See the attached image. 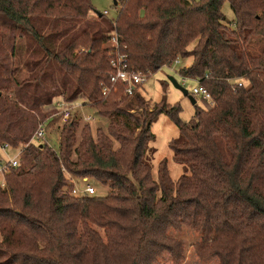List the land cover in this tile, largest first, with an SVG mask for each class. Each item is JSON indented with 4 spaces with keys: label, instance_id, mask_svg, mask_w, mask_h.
Returning a JSON list of instances; mask_svg holds the SVG:
<instances>
[{
    "label": "trees",
    "instance_id": "obj_1",
    "mask_svg": "<svg viewBox=\"0 0 264 264\" xmlns=\"http://www.w3.org/2000/svg\"><path fill=\"white\" fill-rule=\"evenodd\" d=\"M113 1L112 21L90 0H0V150H22L0 190V264H156L166 254L179 264L184 244L170 232L184 228L200 235V261L264 264V0ZM113 31L131 71L191 58L178 73L210 105L195 103L182 122L178 105L149 106L142 87L103 96ZM58 97L90 106L105 126L74 116L55 148L26 146ZM161 114L179 133L168 145L184 167L176 181L166 160L155 178L147 160ZM71 179L107 194L73 195ZM215 227L233 244L212 242Z\"/></svg>",
    "mask_w": 264,
    "mask_h": 264
},
{
    "label": "rangeland",
    "instance_id": "obj_2",
    "mask_svg": "<svg viewBox=\"0 0 264 264\" xmlns=\"http://www.w3.org/2000/svg\"><path fill=\"white\" fill-rule=\"evenodd\" d=\"M94 10L100 14L107 12L106 18L109 20H114L117 16L118 7L114 6L112 0H90ZM199 1V0H194ZM221 12L223 13L224 20L223 23L226 25H231L233 20V14L230 10L229 4L224 3L222 5ZM190 64L191 58L184 60L183 64ZM181 66L174 67H162L157 72L151 74L148 79V82L142 87V93L145 96L147 104L152 106L155 103L164 100L168 105H178L181 108L179 117L182 122H188L194 114L195 105L206 109L210 102H205L198 97L191 95V90L196 86L194 81L188 80L185 83L184 89L187 91L188 96H192L195 100V105L189 101L187 96L182 95V93L175 89L173 85L169 82V78H174L176 82L181 84V77L178 73V69ZM83 114H92L95 118V121L92 123V129L95 130L98 127H104L106 124L105 119H101L95 116L94 110L86 105L82 109L78 110ZM78 118V117H77ZM53 127V126H52ZM49 129L48 135V145L52 148L57 146L58 142V133L55 129ZM54 128V127H53ZM151 132L154 135V141L149 143V148L147 152V160L152 168V176L156 177L157 166L160 161L166 160L167 169L170 175V178L173 181H176L183 173V165L177 164L172 159V152L169 149V142L173 139L179 138V133L177 127L174 123L164 114L159 115L156 121L151 126ZM55 133V134H53ZM17 149H7L0 150V156L4 159H9L13 157L17 152ZM78 187H85L87 184L92 186L95 191V196L104 197L107 194V187L101 185L98 181L93 179H87L86 181L81 179L77 181ZM0 190L5 191L6 187L0 188ZM170 235L183 242L184 244V260L179 264H218L216 259H210L208 261H200L194 253L193 245L196 243H201L200 235H197L189 229H183L182 233L170 232ZM210 240L218 245L223 244H233L234 238L233 234L230 231L221 228H212L210 233ZM156 264H173L169 255H164L158 260Z\"/></svg>",
    "mask_w": 264,
    "mask_h": 264
},
{
    "label": "built area",
    "instance_id": "obj_3",
    "mask_svg": "<svg viewBox=\"0 0 264 264\" xmlns=\"http://www.w3.org/2000/svg\"><path fill=\"white\" fill-rule=\"evenodd\" d=\"M103 15H107V12H104ZM109 47V52L107 54L108 61H109V72H108V81L111 84L108 85H101V92L103 96H107L108 93L114 87L123 86L124 90L123 93L126 96H131L136 90L143 87L147 82L151 73L149 72H135L127 69L126 65V55L122 51V47L119 44L118 36L115 31H113L110 35V39L106 45ZM181 66L185 67V64L181 61L180 58H176L171 65L166 66L174 69V67ZM178 69V70H179ZM181 77V76H180ZM191 80L186 77H181V86L184 88L186 81ZM193 81V80H191ZM196 86L192 88L191 95L200 98L204 101L210 100L209 92L202 87L198 82L194 81ZM237 87H242V82L237 83ZM53 105L56 109V113L49 119L43 123H40L34 132L33 136L31 137L30 141L26 146L30 143L33 144H48V135L50 127L51 130L57 129L65 124L67 121L72 119L74 116L78 117V119L82 120L85 123H93L95 118L92 114H83L80 113L78 110L82 109L84 106L80 102H72L66 103L62 97H58L54 100ZM55 134V133H53ZM56 135V134H55ZM10 149L9 146L5 145L2 150ZM22 153V150L19 149L18 152L9 159H4L0 156V188H4L5 182L4 177L6 173L11 169L17 166L18 159ZM71 183L73 184V189L71 193L73 195L82 196V195H92L94 193V189L90 185H86L85 187L79 188L75 181L71 179Z\"/></svg>",
    "mask_w": 264,
    "mask_h": 264
},
{
    "label": "water",
    "instance_id": "obj_4",
    "mask_svg": "<svg viewBox=\"0 0 264 264\" xmlns=\"http://www.w3.org/2000/svg\"><path fill=\"white\" fill-rule=\"evenodd\" d=\"M113 3L114 5H116V2L113 1ZM169 82L173 85L175 89L179 90L182 93V95L187 96L189 101L192 103V105L195 104V100L193 99V97L188 96L187 91L181 85H179L174 78H169Z\"/></svg>",
    "mask_w": 264,
    "mask_h": 264
}]
</instances>
